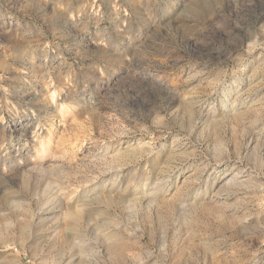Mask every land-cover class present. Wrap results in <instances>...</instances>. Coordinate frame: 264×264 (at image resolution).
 I'll use <instances>...</instances> for the list:
<instances>
[{"label":"rangeland","instance_id":"obj_1","mask_svg":"<svg viewBox=\"0 0 264 264\" xmlns=\"http://www.w3.org/2000/svg\"><path fill=\"white\" fill-rule=\"evenodd\" d=\"M0 264H264V0H0Z\"/></svg>","mask_w":264,"mask_h":264},{"label":"bare ground","instance_id":"obj_2","mask_svg":"<svg viewBox=\"0 0 264 264\" xmlns=\"http://www.w3.org/2000/svg\"><path fill=\"white\" fill-rule=\"evenodd\" d=\"M70 213H72V212H70Z\"/></svg>","mask_w":264,"mask_h":264}]
</instances>
